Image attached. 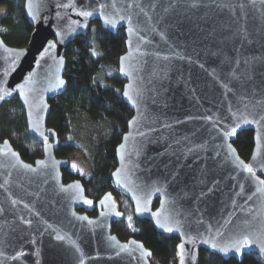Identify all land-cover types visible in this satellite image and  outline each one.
<instances>
[{
    "label": "water",
    "instance_id": "1",
    "mask_svg": "<svg viewBox=\"0 0 264 264\" xmlns=\"http://www.w3.org/2000/svg\"><path fill=\"white\" fill-rule=\"evenodd\" d=\"M23 11L27 44L0 36V106L18 99L42 156L25 161L0 141V264H152L142 241L112 232L124 213L110 191L95 201L81 179L63 181L69 159L47 127L68 85L65 48L95 21L125 35L117 73L132 115L113 186L178 238L176 264H197L200 248L264 261V0H23ZM242 130L253 132L248 160L232 143Z\"/></svg>",
    "mask_w": 264,
    "mask_h": 264
},
{
    "label": "trees",
    "instance_id": "2",
    "mask_svg": "<svg viewBox=\"0 0 264 264\" xmlns=\"http://www.w3.org/2000/svg\"><path fill=\"white\" fill-rule=\"evenodd\" d=\"M11 2L0 0V6H8ZM16 9L20 11V20L10 27L0 26V36L6 44L22 47L29 40L32 26L26 20L23 0H16ZM124 51L125 35L122 28L110 32L95 21L85 35L75 37L64 52V77L68 85L63 94L49 100L47 127L54 129L61 139L55 150L56 157L68 158L79 151L71 136L72 120L84 117L89 128L91 147L90 176L82 179L67 167L62 169L63 181L81 179L85 194L95 201L110 191L117 201L118 209L124 213L122 220L112 223V232L120 240L133 237L142 241L151 251L154 264H176L178 238L158 232L148 219L136 217L129 199L113 186L111 180V172L116 165L115 147L132 115V110L121 96L123 80L117 73L118 58ZM104 67H112L116 71L109 81L103 80L101 75ZM5 138L25 161L33 162L42 156V144L28 133L24 111L16 97L0 106V141ZM232 143L239 155L248 160L254 144L252 130H242ZM157 204L158 200H155L152 208ZM88 214L95 215L96 210ZM197 264H264V261L255 252L245 253L242 260H237L234 257L224 259L200 248Z\"/></svg>",
    "mask_w": 264,
    "mask_h": 264
},
{
    "label": "rangeland",
    "instance_id": "3",
    "mask_svg": "<svg viewBox=\"0 0 264 264\" xmlns=\"http://www.w3.org/2000/svg\"><path fill=\"white\" fill-rule=\"evenodd\" d=\"M20 20V11L16 9V0H12L10 5L0 6V26L10 27ZM116 71L112 67H104L101 70L103 80H110ZM89 128L85 124L84 117H76L72 120V138L79 147V151L71 154L69 159L68 169L78 174L82 179H87L90 176V141L88 138ZM69 139V138H68ZM152 264H154V261Z\"/></svg>",
    "mask_w": 264,
    "mask_h": 264
},
{
    "label": "snow or ice",
    "instance_id": "4",
    "mask_svg": "<svg viewBox=\"0 0 264 264\" xmlns=\"http://www.w3.org/2000/svg\"><path fill=\"white\" fill-rule=\"evenodd\" d=\"M85 15H89L90 13H84ZM95 54V53H93ZM249 171H251V169H249ZM248 243H252V241L248 240L247 237H245L243 243H241L240 241H235L232 243V247L236 248L237 252H239L240 247L246 246ZM237 245H239L240 247H237ZM213 247H215V245H213Z\"/></svg>",
    "mask_w": 264,
    "mask_h": 264
},
{
    "label": "flooded vegetation",
    "instance_id": "5",
    "mask_svg": "<svg viewBox=\"0 0 264 264\" xmlns=\"http://www.w3.org/2000/svg\"><path fill=\"white\" fill-rule=\"evenodd\" d=\"M73 179H76V178H73ZM73 179H71V180H73ZM81 211V210H80ZM128 238H130V237H127V238H125L124 240H127Z\"/></svg>",
    "mask_w": 264,
    "mask_h": 264
}]
</instances>
